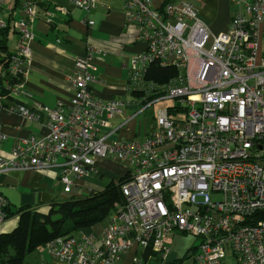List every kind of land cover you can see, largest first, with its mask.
<instances>
[{
    "label": "built area",
    "instance_id": "2783aa9c",
    "mask_svg": "<svg viewBox=\"0 0 264 264\" xmlns=\"http://www.w3.org/2000/svg\"><path fill=\"white\" fill-rule=\"evenodd\" d=\"M230 1L235 12L229 29L214 35L189 1L162 0L156 8L155 0H126L128 25L144 45L130 57L128 85L147 103L137 115L167 100L178 106L159 109L154 130L143 139L108 141L109 135H102L130 103L104 101L91 91L98 80L94 60L108 55L98 47L89 46L87 55L75 60L67 77L75 94L68 104L55 109L35 104V111L15 107L27 120L44 116L49 132L26 139L9 160L0 158V176L56 170L63 194L75 198L77 180L97 174L98 160L129 167L121 187L124 203L99 231L45 245L52 260L118 264L136 252L133 264L170 263L168 241L184 234L200 241L197 264H264V0ZM99 2L70 0L87 14ZM3 6L0 0V37L11 29L18 42L0 76V103L6 91L31 99L20 86L4 88L1 82L29 72L36 7L25 2L23 17L6 22ZM155 66L178 72L163 91L148 81ZM4 138L0 128V144ZM8 207L0 195V225L8 220Z\"/></svg>",
    "mask_w": 264,
    "mask_h": 264
},
{
    "label": "crops",
    "instance_id": "0c3cea01",
    "mask_svg": "<svg viewBox=\"0 0 264 264\" xmlns=\"http://www.w3.org/2000/svg\"><path fill=\"white\" fill-rule=\"evenodd\" d=\"M169 1L177 3L182 0ZM185 1L196 7L199 20L214 35L228 31L235 12L230 0ZM25 2L34 3L37 11L32 27L35 39L30 44L29 72L23 78L4 77L1 84L4 88L7 85L20 86L32 98H14L9 96L7 91L3 94L0 103V128L5 138L0 144V158L9 160L12 151L22 146L26 139L39 138L49 132V123L44 116L27 120L15 107L23 105L35 111V104L48 109H55L60 103L68 104L75 91L67 77L72 74L75 60L87 55L89 46L98 47L108 53L104 59L94 60L98 80L90 86L91 91L104 101L125 99L130 103L121 115L110 121V127L103 131L102 135H109L108 141L143 139L149 136L156 123H136L140 116L137 113L143 105V100L136 97L142 93L133 91L128 85L130 57L142 51L144 45L135 41L136 31L128 25L126 0H100L98 7L90 14L71 7L70 0H4L1 16L5 10L6 14L2 18L6 22L20 20L23 17L22 5ZM103 4L109 9H105ZM161 5L162 0H155L156 8ZM59 7L65 8L67 12L59 11ZM90 21L93 22L92 26L89 25ZM1 41L2 47H7V50H0V61H5V64H0L2 77L4 67L8 65V57L4 51L12 54L16 50L18 36L8 29L4 37H0V44ZM97 168V174L86 180H77L76 185L80 191L75 190V199L105 189L111 182L124 177L129 169L124 163L107 160H98ZM0 195L8 202L12 213L22 207L45 212L52 205L70 199L63 194L56 170H16L1 175ZM17 223L16 218H8L1 224L0 233L12 232ZM103 224L84 232L99 231ZM178 236L187 235L176 234L171 239L176 242ZM193 243L195 244L183 256L178 255L175 247L169 245L172 255L171 262L167 264H182L191 252L197 253L200 241L194 238ZM135 257L136 252H130L118 264H133ZM40 264L58 263L42 251Z\"/></svg>",
    "mask_w": 264,
    "mask_h": 264
},
{
    "label": "trees",
    "instance_id": "16d2710c",
    "mask_svg": "<svg viewBox=\"0 0 264 264\" xmlns=\"http://www.w3.org/2000/svg\"><path fill=\"white\" fill-rule=\"evenodd\" d=\"M6 31L1 33V37H4ZM3 41L0 50H7L6 46L2 47ZM4 54L8 59L11 57L8 51H4ZM1 63L5 64V61H0ZM177 75L175 69L155 66L151 69L149 77L153 80L156 89L163 91L162 87L170 84ZM167 107L172 110L178 108L174 104ZM128 178L129 176L125 175L88 197L70 198L54 204L45 212L22 207L12 213L11 208L8 207L6 209L8 218L17 216L18 223L12 232L0 233V264H26L28 255L40 250L49 242L57 238H70L80 231H89L103 224L116 211L117 206L124 203L121 187Z\"/></svg>",
    "mask_w": 264,
    "mask_h": 264
},
{
    "label": "rangeland",
    "instance_id": "374dc122",
    "mask_svg": "<svg viewBox=\"0 0 264 264\" xmlns=\"http://www.w3.org/2000/svg\"><path fill=\"white\" fill-rule=\"evenodd\" d=\"M5 14H6V10H5V13L3 15H5ZM262 49H263V46H262V43H261L260 48H259V55H258V61L259 62L261 61ZM148 81H150V82L152 81L151 77L148 78ZM139 97L143 100V105L147 104L146 103V99L144 98L143 95H140V96H138L136 98L140 99ZM172 104H173V101L167 100V101H163V102H160L158 104L153 105L151 109H149L148 111L140 114V116L138 117L136 123H148V122L155 123V117H156L157 111L159 109L165 108V107H167L169 105H172ZM14 218H16V220L18 221V217L17 216H14ZM13 222L15 223V221H13ZM1 231L2 230H1V225H0V232ZM193 240H194V238L191 237V236H178V240L176 242H174L172 239H170L168 241V243H169V245L171 247H175L176 252H178V255L183 256L186 253V251L191 246H193L196 243V242L193 243ZM42 248H44V247H42ZM42 251L43 250H39V251H36V252L28 255L26 257V260H25L26 264H40L41 252ZM45 257L47 259V256H45ZM196 257H197V253H195V252L192 253L191 252L190 255H187V257L185 258V260L183 261L182 264H197L196 261H195ZM150 264H161V262L155 260V261H153ZM164 264H167V263H164Z\"/></svg>",
    "mask_w": 264,
    "mask_h": 264
}]
</instances>
